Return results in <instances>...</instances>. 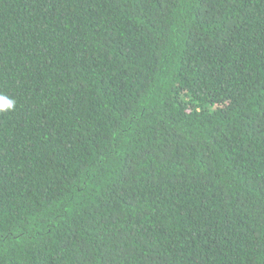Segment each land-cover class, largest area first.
<instances>
[{
    "label": "trees",
    "instance_id": "16d2710c",
    "mask_svg": "<svg viewBox=\"0 0 264 264\" xmlns=\"http://www.w3.org/2000/svg\"><path fill=\"white\" fill-rule=\"evenodd\" d=\"M0 264H264V0H0Z\"/></svg>",
    "mask_w": 264,
    "mask_h": 264
},
{
    "label": "clouds",
    "instance_id": "9594fccd",
    "mask_svg": "<svg viewBox=\"0 0 264 264\" xmlns=\"http://www.w3.org/2000/svg\"><path fill=\"white\" fill-rule=\"evenodd\" d=\"M15 101L6 97L3 94H0V114L14 111Z\"/></svg>",
    "mask_w": 264,
    "mask_h": 264
}]
</instances>
